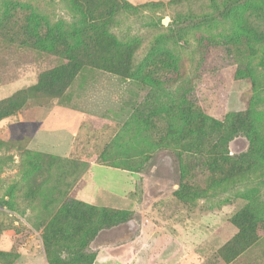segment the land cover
<instances>
[{"label":"rangeland","instance_id":"rangeland-1","mask_svg":"<svg viewBox=\"0 0 264 264\" xmlns=\"http://www.w3.org/2000/svg\"><path fill=\"white\" fill-rule=\"evenodd\" d=\"M101 252L264 264V0H0V264Z\"/></svg>","mask_w":264,"mask_h":264},{"label":"trees","instance_id":"trees-1","mask_svg":"<svg viewBox=\"0 0 264 264\" xmlns=\"http://www.w3.org/2000/svg\"><path fill=\"white\" fill-rule=\"evenodd\" d=\"M80 52V62H82L83 57H85L86 52H93V55H95L96 51L91 49L87 50L84 48L79 49ZM66 62H62L56 67L49 70V73L51 74H64V73H74L76 68L79 67V60L77 58H67L64 57ZM168 68L167 71H175L179 72L180 68L178 65H175V67L171 68V66L166 67ZM48 72V71H47ZM256 80V77L254 78ZM257 86L259 87L260 84L258 83ZM159 89V88H158ZM251 115L253 112H250ZM248 115L246 116L247 119ZM243 116L240 115V113H233V112H227L224 115H221L219 117L212 116V117H206L202 119V133L203 138H213V140H216L214 142V145L212 146L211 150H207L209 154H211L212 162H217L221 158L225 157V151L222 149L223 144L229 141L233 136H235L239 131L240 127H242V124L244 123ZM214 132L216 134H214ZM75 203H77L79 206H88L89 208H93L91 205H87L86 202L78 199H73ZM95 261V259H94ZM94 261L92 260L89 264H94Z\"/></svg>","mask_w":264,"mask_h":264},{"label":"crops","instance_id":"crops-1","mask_svg":"<svg viewBox=\"0 0 264 264\" xmlns=\"http://www.w3.org/2000/svg\"><path fill=\"white\" fill-rule=\"evenodd\" d=\"M96 164H98V163L92 164L91 168L94 167ZM102 165H104V164H102ZM91 168H90V174L92 172V169ZM119 170L120 171H123L125 173L126 172H128V173H131L132 172V171H129V170H126V169H121V168ZM132 173H135V172H132ZM138 179H139V177L137 175V178L135 180L136 183L138 182ZM100 191H104V192H106L107 194H110V195L112 194V195H116V196H119V197H123V196H120L119 194H116L115 192L106 190L104 188H101ZM38 259H39V263L40 264H48L45 258H38ZM94 264H124V263H122V261L119 260L118 258H116L115 256L110 255L109 253L101 252L98 255V257L96 258Z\"/></svg>","mask_w":264,"mask_h":264}]
</instances>
